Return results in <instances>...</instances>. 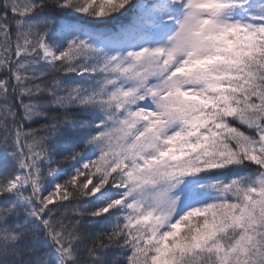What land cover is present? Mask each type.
<instances>
[{
	"label": "snow or ice",
	"instance_id": "6c2138e0",
	"mask_svg": "<svg viewBox=\"0 0 264 264\" xmlns=\"http://www.w3.org/2000/svg\"><path fill=\"white\" fill-rule=\"evenodd\" d=\"M0 264H264V0H0Z\"/></svg>",
	"mask_w": 264,
	"mask_h": 264
}]
</instances>
